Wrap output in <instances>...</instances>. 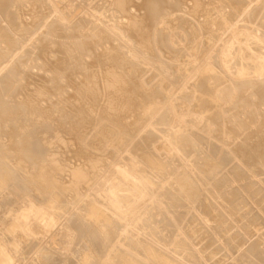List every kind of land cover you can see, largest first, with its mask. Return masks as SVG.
<instances>
[{
	"label": "bare ground",
	"instance_id": "1",
	"mask_svg": "<svg viewBox=\"0 0 264 264\" xmlns=\"http://www.w3.org/2000/svg\"><path fill=\"white\" fill-rule=\"evenodd\" d=\"M91 1L0 0V264H21V260L30 257L31 251L33 256L26 263L21 262L170 264L161 258L162 254L157 255L160 249L164 250L163 256L178 254L182 264H211L212 252L204 254L203 249L194 248L191 242V231H197L198 225L189 231V218L196 213V222L209 225L211 237L205 249L209 248L213 241L222 238L223 232L216 231L221 215L226 220H235L237 210L241 211V207L236 206L243 202H237V197L234 200V193L228 191L234 188L237 165L254 158L251 171L257 175L264 170V113L256 115L260 116L256 129L247 126L248 120L238 125L243 131L244 137L240 138L244 142H240L245 148L240 142L235 143L236 153L239 151L243 159L230 167L233 170L230 178L226 177V164L220 155L230 152L232 163L238 154L234 156L236 148L227 151L220 143L234 142L236 137L230 136L234 131L230 125L225 130L222 128L226 138L220 139L219 126L210 127L218 123L217 112L223 109L227 90L259 86L264 98V0H100L95 4ZM24 7L27 11L23 14ZM76 13L79 14L74 17ZM193 54H199L204 64L202 71L195 75L190 63ZM30 55L34 57L33 68L36 67L37 72L31 71V64L27 69ZM252 59L255 62L249 64ZM93 63L100 65L98 68L93 65L97 71L102 66L99 76L91 70ZM252 65L256 66L254 70ZM149 71L152 80L159 76L162 79L155 83L150 79L146 81L143 75ZM79 75L84 80L78 88ZM194 76H197L194 85L176 108L178 114L192 113L194 120L186 117L175 122L170 115L172 107L171 111L156 115L164 104L162 101L172 96V84ZM75 77L79 78L76 83L78 78L75 80ZM99 77L102 80L98 81ZM204 79L211 82L209 88H201ZM66 86L74 89L70 88L74 94L68 96L74 101L64 100L63 104L61 100L63 105L60 106L52 97L64 96ZM50 88L55 91L51 92ZM97 91L110 94L106 98L103 95L102 105L97 104ZM49 98L52 100L46 103ZM151 102L156 108L149 106ZM253 110L245 106L244 114ZM93 111L98 116L94 123L88 118ZM239 118L238 113H234L229 122ZM146 120L159 127L147 129L144 136L131 144L129 135L134 132L130 133L125 125L130 124L137 131ZM65 125L71 126L78 138L83 128L100 125L90 146L92 149L86 152L80 145L75 150V154L85 160L84 170L69 166L71 180L78 172L86 176L81 188L71 180L58 184L59 178L55 177L61 175L63 156H59L64 150H60L58 156L56 151ZM189 128L201 133H190ZM155 131L162 133L161 144L154 145V150L150 151L154 160L146 165L148 147L145 144ZM189 136L196 141L182 150L181 145ZM210 137L217 140L213 142L215 160L210 163L209 156L203 155L196 159L199 166L192 160L197 152L194 147ZM53 145H57L56 151ZM158 152L163 154L161 159L157 158ZM177 157L185 163L172 172L170 167ZM120 158H127V165L132 168L116 166V179H110L106 168ZM158 159L164 166L151 174L149 168L152 169ZM223 167L218 174L221 177L212 178V187L201 189L211 194L225 191L228 198L218 197L221 200L216 203L218 210L210 204V196L194 200L189 198L191 187L187 183L178 184L191 175L198 180L195 174L202 170L219 173ZM42 172L46 174L41 175ZM157 177L163 178L155 183ZM242 182L235 186L240 189V196L251 192L255 197L262 190L260 187L257 192L254 189L256 193L252 192L251 183ZM94 183L96 187L92 188ZM185 185L187 189L182 191ZM90 189L94 193L87 194ZM53 190L60 193L51 194ZM13 203L17 208H11ZM259 208L262 213L264 207ZM253 209L247 208L245 215L251 217ZM250 217L251 223L254 218L258 219L254 215ZM60 222L64 223L65 246L59 242L58 248H46L35 241L37 231L56 227ZM172 227L177 228L178 243L186 242V248L194 246L190 248L194 250L191 256L180 244H167L162 238ZM256 230L253 228L252 232L257 233ZM144 232L146 239H141ZM97 239L100 244L96 243ZM254 240L246 245L251 257L247 256L238 264H264V249H257ZM221 242L225 247L234 243L233 238H222ZM234 260L233 264H237ZM221 263H225V259H216L215 264Z\"/></svg>",
	"mask_w": 264,
	"mask_h": 264
},
{
	"label": "rangeland",
	"instance_id": "2",
	"mask_svg": "<svg viewBox=\"0 0 264 264\" xmlns=\"http://www.w3.org/2000/svg\"><path fill=\"white\" fill-rule=\"evenodd\" d=\"M91 2H93L92 4H95V2L97 3V2H101V1L100 0H92ZM188 4H190V2ZM56 5L58 7H62L60 2H56ZM24 9H25V7H24ZM26 11H27L26 9L23 10V14L26 13ZM78 14L79 13H76L74 15V17L77 16ZM26 17L29 18L28 15H26ZM30 57H32V56L30 55ZM200 58L201 57L199 56V54H193V60L190 61V63L192 64V66L194 68V74L193 75L197 74L196 72L200 73L202 71V69L204 68L203 67L204 64H203V62L201 61ZM34 61H35L34 60V57H32V58H30L28 60V62H27V66H28L27 69L31 68V66H30V64H31L32 65V70L31 71L37 72V68L36 67L33 68ZM254 62H255L254 59H252V60L249 61V64H252ZM94 64L95 63H93L92 66ZM95 65L97 66L96 68H98V66L100 67V65L97 64V63ZM94 68H95L94 66L91 67V70H92L93 73L97 72L96 75L98 74V76L100 74H102V72H103L102 71L103 70L102 69V66H101V70L99 68L98 71H97L96 68L95 69ZM254 68H256V66H253L252 65V70H254ZM151 74H152V72H151ZM184 76H188V75H184ZM101 77H102V75H101ZM101 77H99L100 79H97V80L98 81L102 80ZM146 77L148 78V80H147ZM151 77L152 76L150 75V71L148 73H146V74L143 75V79L146 78L145 80L148 81V82H150V80H152ZM199 77H201V76H199ZM77 78L78 77H75V80ZM79 78H80V81H79L80 82V85L77 82L79 80ZM79 78L76 81H74V83H76V82L78 83V84L76 83V87L78 86V88H79V86H81V82H83V80H84L81 75H79ZM159 79H162V76L161 77L159 76L158 78L152 80V82L153 83H155L154 81H157L158 82ZM196 79H197V76L188 77L185 80L177 81L176 83L172 84V87H171L172 96H170V98H167V99L162 98V100L165 99L164 101H162L164 104H163L161 110L156 115H158L159 113H162L164 111H167V110H170L171 111L170 107H172L173 113H170V115L174 116V121L175 122L178 121V120L180 121V119H183V118L185 119L186 117H191L190 120L193 121L194 118L192 116H194V115L192 113L189 114V112H187L188 114L187 113L182 114V113L179 112V114H178L176 108L179 107L177 105V103H179V101H181L183 99V97L185 96L187 90L189 88H192L191 86L194 85ZM64 80H65V78H64ZM213 81H216V80H213ZM216 82H220V81H216ZM216 82H213V83H216ZM237 82L240 83L241 80L239 79V80H237ZM74 85H72V87L73 88H76V87H74ZM200 86H202L201 88H204V89L205 88H209L211 86V82L208 81V80L205 81V79H204L203 83H201ZM68 87L69 86H66V89H65L66 90V93H64V96L65 97L67 96L66 99H64L65 97L62 96L63 94L62 95H59L57 97L56 96L55 97H52L53 101H55L57 99L56 102L57 103H60V106H62L64 103H66L67 100L69 102L72 100V98H69L68 96L71 95L74 92L73 91L74 89L71 88V87H69V88ZM70 88L73 89V90H71ZM78 88H77V90H78ZM238 88H239V90L236 89V88H232V89H229V90H227L225 92L228 96L224 99L223 109L218 110V112H217L218 123L214 122L212 125H210L211 129L212 128H217L219 126V128H220V131H219L220 133L219 134L221 135L220 139H225L226 138V136H223L222 135L223 134V129L226 128V127H228L229 125L232 127L234 133L233 134H230V136L236 137V140H234V142H232L230 145H228L227 143L226 144H222L220 142H218V143H220L221 145H223L224 146V149H226L227 151H228L229 148H236V151L234 150V156H235V153L237 152V147L234 146V145H236L235 143L236 142L243 141L241 139L244 137L242 135L243 134L242 128L238 127V125H240V122L241 121H244V120H248L249 123H247V126H250V127L252 126L251 127L252 129L253 128L256 129L255 124H257V121L260 120L258 118L260 116L257 117L256 115L264 113V98H262L261 95H260V87L259 86L258 87H253V88H247V87H244V86H240ZM50 89H52V90H50ZM50 89L49 90L51 92H54L55 91V88L54 89L53 88H50ZM237 92H239V94H237ZM97 94H98V100H97V104L98 105L99 104L100 105L104 104L103 102H104L105 98L106 97H109V95H110V94L108 95V93L105 95V94L102 93V91H97ZM103 95L105 96V98H104ZM237 95H240V96L238 97ZM59 97L61 99H59ZM102 97L104 98V100H103ZM19 98L21 99L23 97L20 96ZM19 98H17V99H19ZM52 99L51 98L47 99L46 100V103H50V100H52ZM61 100H62L63 104H62ZM64 100H66V102H64ZM72 101H74V100H72ZM149 106L151 108H156L155 107L156 104L153 103V102H151L149 104ZM245 106H248L249 109L250 108H254V110L252 112H250V113L244 114ZM96 108H98V107H96ZM95 113H96V111H93V113H90L89 114V117H88L89 120H90V122H92V123H94V119H98V118H96L97 115ZM234 113H238V116H240L241 118H239V120L232 119V121L229 122V118ZM130 120H132V119L130 118ZM127 125H125V128L127 130H129L130 133H133L134 132L133 134H130L129 135L130 140H131L130 141L131 144L136 143V141L138 140L139 137L144 136L145 131L147 129H154L155 127H159V125L152 126L150 120H146L144 123L140 124L142 126H140V125L138 126L139 129H140V127L142 128V130L140 129L142 132L138 128H137V131H134V127L132 125H130V124H127ZM68 126L69 125H65L64 126V130L63 129L61 130V133H60V137L61 138L60 137L58 138V140H59L60 143L57 141V145H58L57 151H56V148H57L56 146L57 145L54 146L56 143L52 147L53 150L56 151L57 156L59 155V153H61L60 150L61 151L64 150L63 151L64 153L62 152V155L59 156L60 158H61V156L65 157V158L62 157V162H61V165H60L61 166L60 167L61 175H58V174L55 175V177H58L59 178V182H57L58 184H61L63 182L64 183H66V182L69 183L70 182V180H71V173H70V170H69V166L70 167H78V169L84 170L83 167L85 168V166H84L83 161H85V160L82 159V158H79L75 154V150H77V148L80 145L83 146V147H85L84 151H86V152H88L87 149H92L90 146H92V142L95 139L96 133H97L99 127H100V125H98V126H89V127H87V129L86 128H83L85 130H83V133L81 134V137L78 138V136L76 137L75 133L73 132L74 130L72 128H70L71 126H69V127ZM195 131L193 129H191V128H189V130H188V132H190V133L191 132L192 133H196V134L197 133H201L200 131H197V132H195ZM67 132L70 135H68ZM51 133H52V131H51ZM161 135H162L161 132H156L155 131L154 132V135L149 140L146 141V144L145 145H146V147H148L147 149H145V151L147 153V156L145 155L146 165L147 164H150L154 160V156L152 154H150V151L151 150H154L155 147H158L161 144V140L159 139V136H161ZM241 136H242V138H240ZM69 137H70V139H69ZM49 139L50 140L52 139V135L50 136ZM208 139L209 140H205L204 143L202 141V144L201 143L199 144L197 142V145H195V147H194L197 150V152H196L195 155H193L192 160L195 161V163L197 165H199V166H201V164L196 159L197 158H200V157H203V155H206L207 154L209 156L210 163H213L214 160H215V158L213 157V153H215V151H213L214 150L213 149V147H214V143L213 142H215L217 140L214 139V138H212V137H210ZM237 140H239V141H237ZM53 141H54V137H53ZM195 141H196V138L195 137L194 138H193V136L187 137L186 142H184L181 145L182 146V150H186V148H189L190 145L192 146V144L195 143ZM207 141H209L208 142L209 144H207ZM64 142L67 143V144H64ZM69 142H71V143L69 144ZM243 142H240V143H241V145L244 146V143ZM62 143H63V145H62ZM73 144L75 145V147H74ZM77 144H78V146H76ZM60 145H61V147H60ZM154 145H155V147H154ZM54 147H55V149H54ZM59 148H61V149H59ZM64 148H66L68 150H66ZM74 148H76V149H74ZM244 148H245V146H244ZM68 151L70 153H68ZM158 153H157V158L161 159L163 157V154H162V152H158ZM236 154H238L237 155L238 157L236 156V158H234V161L232 163H230V162L232 161V155L233 154L231 155L230 152H226L225 151V154H223L222 156L220 155V157H223V159H224V162H225L224 164H226V169L227 170L230 169L229 170V174H228L227 170L224 171L227 178H230L231 177V174L230 173H233V170L230 167L234 163L237 164V163L241 162L240 160H241L242 157H241L239 151ZM123 155H126V154L123 153ZM107 156H110V155L108 154ZM71 157H74V159H72ZM76 157H77V159H75ZM107 159L108 160H111L110 157H107ZM126 159L127 158H120V159L117 160V163H113L110 166H107V168L105 167L106 168V174H107V176L110 177V179H116L115 178L116 177V174H115L116 172H114V168H116V166H120L122 168H132L131 166L127 165L128 162H127ZM159 159L157 161H155V163H154L153 166H151L152 169L149 168V170H150L149 172H151V174H154L155 172L158 171L159 168H161V166L162 167L164 166L163 165V162L160 161ZM73 160H75V161H73ZM71 162L72 163L76 162V163L72 164ZM173 162H174V164L170 168H172V172L173 171L175 172L178 169V167H180L182 164L185 163V160L182 159V158H180V157H177V158H174L173 159ZM253 162H254V158H251V159L247 160V162L245 161L241 165H239V164L237 165V170H236L237 172L236 173L238 175H235L234 176V180H235L234 181V184H233L234 185V188H233L234 190L233 189L228 190V191L234 193V195H235L234 196V200L237 197L236 198L238 200L237 202H239V203L240 202H243L242 204L236 206V208L241 207V209L240 208L239 209L242 212L239 211V210H237L239 212V214H237L235 216L236 218L234 217L235 220H226V218L224 217V215H221V217L218 219V223L216 225L217 226L216 227V231L218 233L223 232V234L220 235V236H222L223 239L233 238V241H234L233 245L232 244H229L228 247L226 246L228 249L230 247L229 250H227V248L225 247V244H223L221 242L222 241V238L219 239V240L213 241V243H211L210 247L207 248V249H205L206 246H207V243H208V239L211 237V234H210L211 229L209 228V225L204 224V223L199 224L198 222H196L195 221V217L197 215L196 213L192 214L191 217L189 218V221H190L189 231H191V228L192 227L198 225L197 231H193V232L191 231V236H192L191 242H193V245L195 246V247L194 246L193 247L194 248H197V249H199V248L200 249H203L205 251L204 254H208V253H211L212 252L211 254L214 255V258L211 259V260H209V262L211 261V264H215L216 263V259L218 260L220 258L225 259V263H221V264H233L235 262L234 259H236L237 264H238L239 262H241L247 256L251 257V254H249V253L246 252V248H247V246H249L248 243H250V242L252 243L253 242L252 240H254V239H255L254 242H256V245H257V249H264V215H263L264 214V212H263L264 210L262 211V213H263L262 214V213H260L261 211H260V208H259V207H261V208L264 207V201H263L264 200V196H263V192H264V189H263L264 188V186H263L264 185V170H261V171L257 172V175L258 176L255 175V173L251 171L254 168L253 167L254 165H252ZM235 164H234V166H235ZM247 164L249 166L250 165L252 166V167L250 166V168H251L250 171L251 172H249V166H247ZM254 164H255V162H254ZM71 165H73V166H71ZM214 169H216V168L214 167ZM222 169H224V167L220 169L219 173H212L208 169L207 170L205 169L204 171L202 170L201 172H199V174L198 173L195 174V175H197L199 177L198 180H196V176H194V175L188 176L185 179L182 178L181 180H179V178H178V180L180 181V182L178 181V184L180 185V184H183V183H187V186L188 187H191L190 188V191H189V193H190L189 194L190 195L189 198H192L194 200L197 199V198H200L202 196H203L202 198H204V196H210L211 197L210 198V204L214 206L215 210H218V206H216L217 205L216 203H217V201H221L220 199H218V197H226L227 195L224 193L225 191L224 192L221 191V193L215 192V193L211 194L210 192H207V191H201V189L203 187H207V188H209V186L212 187V184L214 182V180H212V178L219 176L220 173H221V171H222ZM32 170L33 169H30L29 171L32 172ZM44 174H46V172H42L41 175H44ZM225 174L222 173L221 175H225ZM219 177H221V176H219ZM256 177H257V180L258 181L255 179ZM85 178H86V176L82 172H78L76 174L75 178L71 180V182L73 184H75L78 188H81L83 186L84 182H85ZM162 178H160V179H162ZM160 179L158 177L155 178V183L159 182ZM244 179H246V181ZM253 180H254V182H253ZM242 181L243 182H249V183H251V186L254 187V188H252V192L259 191L258 189L261 187L262 190L260 191L259 195H256L255 197H252L251 196L252 194L250 192V193L244 194V196H242V195L240 196V192H239L240 189H236L235 186L238 187L236 184L240 185ZM189 184H191V185H189ZM187 186L186 185L183 186V187H186V188H182L181 187L182 191H185L187 189ZM95 187H96V183H94L92 185V188H95ZM102 187H104V186H102ZM254 189H255V191H254ZM55 190H58V189H55ZM60 190H61V188H60ZM60 190H59V193H60ZM91 190L92 189L88 190L87 191V194L94 193ZM105 190H107V189H105ZM53 191L51 192V194L52 193H54V194L58 193V191H56V193H55V191L54 192ZM228 191H226V193ZM256 197H258V198H256ZM226 198H228V196ZM252 202L255 204V206H254V204H251ZM13 207L14 208H17V206L15 204L13 206H11V208H13ZM250 207L251 208L252 207L254 208L253 211H252L253 214H251V217H253V215H254L255 217L257 216L258 219L260 218L259 220L256 219V218H254V220H253L252 223L249 221V217L250 216H246L245 215L246 214L245 211L247 210V208H250ZM243 212H244V214L242 215ZM240 214L242 216H240ZM245 216L248 219H245ZM238 218H239V220H238ZM60 223H61V225L58 223L59 225L56 226V227L55 226H52V227L50 226L51 227V229H50L51 231L48 230L50 227L48 229L46 228V230L37 231L36 232V235H35V241L37 240L36 242H40V244L42 243V245L44 247H46V248H50V247L51 248H54V247H57L58 248V246H59L58 244H60L59 242L62 243L61 246L62 245L65 246L66 236L63 233L64 230H63V227H62V225L64 223L63 224H62V222H60ZM261 224H262V226H261ZM253 228H254V230L257 229L256 230L257 233L255 231L252 232V229ZM147 230H148V228H146V231ZM46 231H47V233L44 234V232H46ZM241 231L245 232L248 236L246 237V234L243 236V234L241 233ZM41 233H43V234H41ZM250 233H252V234H250ZM40 234L42 235L43 238L40 237L41 236ZM146 235H147V233L144 232L143 234L140 235V238L141 239H146V237H145ZM162 238L165 239V241H166L167 244H169L171 242L178 243L179 242V237L177 236V228L176 227L170 228L169 229V232H165V233L162 234ZM42 239H43V241H42ZM99 240L100 239H97V241H96L97 244H100L99 243ZM178 244H180V246H182L181 248H184L185 249L184 252L185 253H188L189 256H191L194 253V250H190V248H193L192 247V244L191 245H187L188 248L185 247L186 242H181V243H178ZM26 250H29V248L26 249ZM230 250H231V252H230V256H229L228 254H229V251ZM32 253H33V251H31V253H29L28 257L29 256L32 257L33 256ZM159 254H162L161 255V258L166 259L170 264H182V262H180L178 260V257H177L178 254L173 253V254H168L167 256H163L164 255V250H162V249L158 250L157 255H159ZM222 255H224V256H222ZM218 256L220 258H218ZM112 257H114V252L112 254ZM29 258H27V260H29ZM226 258H228V259H226ZM229 258H231V259H229ZM27 260L26 259L25 260L23 259L21 261H24L26 263ZM21 261H20V263L22 264L23 262H21ZM226 261H230V263L229 262L226 263ZM142 262L143 263H146L145 261H142ZM25 263H23V264H25Z\"/></svg>",
	"mask_w": 264,
	"mask_h": 264
}]
</instances>
